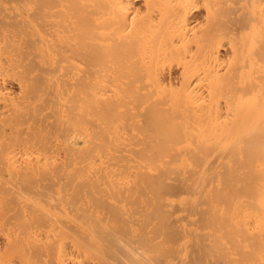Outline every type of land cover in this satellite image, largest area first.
Here are the masks:
<instances>
[{
  "label": "bare ground",
  "instance_id": "1",
  "mask_svg": "<svg viewBox=\"0 0 264 264\" xmlns=\"http://www.w3.org/2000/svg\"><path fill=\"white\" fill-rule=\"evenodd\" d=\"M0 264H264V0H0Z\"/></svg>",
  "mask_w": 264,
  "mask_h": 264
}]
</instances>
